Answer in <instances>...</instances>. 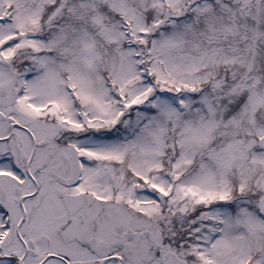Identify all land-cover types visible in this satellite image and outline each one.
<instances>
[{
    "label": "snow or ice",
    "instance_id": "snow-or-ice-1",
    "mask_svg": "<svg viewBox=\"0 0 264 264\" xmlns=\"http://www.w3.org/2000/svg\"><path fill=\"white\" fill-rule=\"evenodd\" d=\"M0 264H264V0H0Z\"/></svg>",
    "mask_w": 264,
    "mask_h": 264
}]
</instances>
